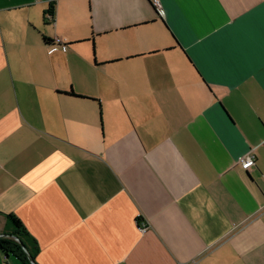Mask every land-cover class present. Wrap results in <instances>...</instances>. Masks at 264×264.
Listing matches in <instances>:
<instances>
[{"label":"crops","instance_id":"obj_1","mask_svg":"<svg viewBox=\"0 0 264 264\" xmlns=\"http://www.w3.org/2000/svg\"><path fill=\"white\" fill-rule=\"evenodd\" d=\"M159 1L0 0V237L36 264H264V0Z\"/></svg>","mask_w":264,"mask_h":264},{"label":"trees","instance_id":"obj_2","mask_svg":"<svg viewBox=\"0 0 264 264\" xmlns=\"http://www.w3.org/2000/svg\"><path fill=\"white\" fill-rule=\"evenodd\" d=\"M49 14L53 16V7H50L46 11V15ZM43 41L46 44H52L53 40L47 39L43 36ZM67 94L80 97L73 92H68ZM9 222L12 226L8 237H0V251L5 255H12L17 258L22 264H36L33 259V254L29 246L26 245V237L28 234L20 221L13 215H7Z\"/></svg>","mask_w":264,"mask_h":264},{"label":"built area","instance_id":"obj_3","mask_svg":"<svg viewBox=\"0 0 264 264\" xmlns=\"http://www.w3.org/2000/svg\"><path fill=\"white\" fill-rule=\"evenodd\" d=\"M149 1H150V2L152 3V5L156 8V10H157L159 13H161V8H160L161 4H160V1H159V0H149ZM46 19H48V20L50 21V20L52 19V16L49 15V14H47V15H46ZM51 45H52L53 47H60L63 51H65V50H66V47H67L65 41H64L63 39L59 38V37H56V38L53 40V42H52ZM238 161H239V163L241 164V167H242L243 169H246V170L249 169L251 166L254 165V157H253V155H251V154H247V155H243V156L239 157ZM146 229H147V225H146V223H145V222H142V223L140 224V230H141V231H145ZM2 264H9V263L3 261Z\"/></svg>","mask_w":264,"mask_h":264}]
</instances>
